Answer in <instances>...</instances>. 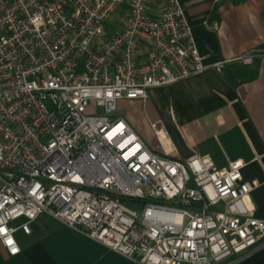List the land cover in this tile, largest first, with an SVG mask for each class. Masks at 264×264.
Masks as SVG:
<instances>
[{
	"label": "built area",
	"instance_id": "built-area-1",
	"mask_svg": "<svg viewBox=\"0 0 264 264\" xmlns=\"http://www.w3.org/2000/svg\"><path fill=\"white\" fill-rule=\"evenodd\" d=\"M263 55L207 63L179 0H0L6 252L20 251L12 222L24 217L29 233L41 213L139 264H229L260 247L264 218L245 201L260 182L243 179V160L182 158L159 122L151 148L114 112L121 98Z\"/></svg>",
	"mask_w": 264,
	"mask_h": 264
},
{
	"label": "crops",
	"instance_id": "crops-1",
	"mask_svg": "<svg viewBox=\"0 0 264 264\" xmlns=\"http://www.w3.org/2000/svg\"><path fill=\"white\" fill-rule=\"evenodd\" d=\"M179 1L207 63L264 46V0ZM256 59L249 65L232 60L221 70L210 67L177 82L150 87L145 100L121 98L118 101L127 102L131 111L122 116L116 109L114 116L127 120L151 148L161 147L152 127L159 122L165 149L182 158L209 155L218 167L243 160V179L260 182L245 201L256 217L264 218V55ZM228 72L235 75L237 85L227 78ZM143 119L150 130L145 136L132 126L135 123L141 129ZM25 220L12 222L17 227L19 253L9 255L0 242V264H139L48 213L29 223V233L18 228ZM225 261L264 264V243Z\"/></svg>",
	"mask_w": 264,
	"mask_h": 264
},
{
	"label": "rangeland",
	"instance_id": "rangeland-1",
	"mask_svg": "<svg viewBox=\"0 0 264 264\" xmlns=\"http://www.w3.org/2000/svg\"><path fill=\"white\" fill-rule=\"evenodd\" d=\"M130 107L127 105V102H122V101H118V104H117V111H116V114L117 115H122V116H125L127 115L128 113H130ZM99 112H101V109H98ZM135 123H132V126L134 127V129L137 131V132H142L143 135H147L149 134L150 130L149 128L147 127V124H146V121L143 119L142 121V124H143V129L141 128H138L137 125L135 126L134 125ZM130 205H132L131 203H128ZM135 207V206H134ZM137 208V207H136Z\"/></svg>",
	"mask_w": 264,
	"mask_h": 264
},
{
	"label": "trees",
	"instance_id": "trees-1",
	"mask_svg": "<svg viewBox=\"0 0 264 264\" xmlns=\"http://www.w3.org/2000/svg\"><path fill=\"white\" fill-rule=\"evenodd\" d=\"M261 48H263L264 49V46H260ZM259 47V48H260ZM258 58V57H257ZM256 59V58H255ZM256 62H258V60L256 59L255 60V63ZM241 74V73H240ZM241 75H244V74H241ZM237 76V75H236ZM227 78L231 81V83H235V85H237L236 84V77H235V75H233L232 73H227ZM128 203H131V201H128Z\"/></svg>",
	"mask_w": 264,
	"mask_h": 264
}]
</instances>
